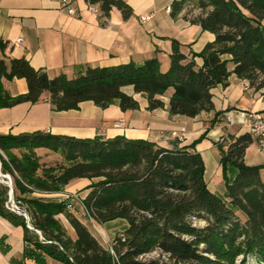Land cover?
I'll use <instances>...</instances> for the list:
<instances>
[{"label": "trees", "instance_id": "1", "mask_svg": "<svg viewBox=\"0 0 264 264\" xmlns=\"http://www.w3.org/2000/svg\"><path fill=\"white\" fill-rule=\"evenodd\" d=\"M89 2L100 4L104 15L113 7L124 18L133 14L124 0ZM189 6L202 9L203 14L191 20L214 33L215 39L191 57L174 40L168 70L152 57L141 63L88 66L72 78L65 73L51 77L23 56L1 58L0 108L35 103L48 92L59 111L77 109L86 100L102 108L118 101L122 110H133L140 107L139 101L124 91L133 86L147 95L150 110L164 107L160 96L173 88L170 114L195 117L214 109L212 89L227 85L233 73L256 90L264 89V0H174L172 16ZM196 57L203 59L202 66ZM16 78L27 80V93L14 96L5 89L3 80ZM205 136L188 146L167 148L123 135L78 138L42 130L0 134V148L8 156L3 169L12 175L14 193L26 204L34 229L24 216L6 209L9 187L2 184L0 216L24 228L26 255L60 264H264V166L245 160L254 137L249 132L230 134L218 143L226 188L218 194L210 190L205 159L195 149ZM40 147L60 153L63 161L41 165L36 152ZM14 149L22 150L21 156ZM79 178L93 180L83 199L89 218L98 224L127 222L110 247L73 213L68 199L37 195L61 192ZM62 214L75 238L59 218ZM157 249L168 259L141 258Z\"/></svg>", "mask_w": 264, "mask_h": 264}, {"label": "crops", "instance_id": "2", "mask_svg": "<svg viewBox=\"0 0 264 264\" xmlns=\"http://www.w3.org/2000/svg\"><path fill=\"white\" fill-rule=\"evenodd\" d=\"M124 1L133 9L129 18H124L117 7H113L109 15H104L98 3L96 7L100 12H93L89 0H76L75 14L68 13L62 0H0V59L9 61L23 56L33 67L46 71L51 77L65 73L72 78L88 66H113L130 61L141 63L152 57H157L161 69L166 71L170 67L174 40L179 42L181 51L191 57L193 52H201L215 39L214 33L191 20L203 14L200 8L189 6L173 17L171 7L174 0ZM145 15H152V18L142 22L141 16ZM262 23L264 26V20ZM20 37L23 42L16 46L14 42ZM195 60L198 66L204 63L201 57ZM234 66L229 63L231 70ZM3 83L14 96L28 92L25 78L4 79ZM248 83L233 73L227 85L218 84L212 89L214 109L204 110L195 117L170 114L173 88L160 96L164 107L154 110L149 109L147 95L137 93L133 86L124 87L125 92L139 101L140 107L133 110H122L118 101L102 108L94 101L86 100L77 109L59 111L53 108L49 93L45 92L35 103L22 102L0 108V134L18 135L42 130L78 138L123 135L148 139L167 148H179L191 145L206 133L195 149L205 159V177L210 190L224 194L226 188L218 143L223 136L248 132L240 124L228 126L226 115L232 113L240 117L241 110L264 111V89L256 90L251 85L246 88ZM120 120H124L125 125L116 127ZM174 132H180L183 140ZM258 146L254 137L245 160L250 165L264 166V155ZM36 152L41 162L47 165L62 159L60 153L45 147L37 148ZM261 174L264 176V168ZM90 183L88 178L74 179L61 192L37 195L62 200ZM0 264L60 262L49 257L26 255L24 228L0 216Z\"/></svg>", "mask_w": 264, "mask_h": 264}, {"label": "rangeland", "instance_id": "3", "mask_svg": "<svg viewBox=\"0 0 264 264\" xmlns=\"http://www.w3.org/2000/svg\"><path fill=\"white\" fill-rule=\"evenodd\" d=\"M220 140H221L220 142H225V136H223V138ZM12 152L18 156H21L23 151L20 149H14ZM0 157L2 160V172L4 174H9L8 172H5L3 169V160H4V158H8L7 154L4 152L3 155H0ZM39 160H40V157H39ZM62 161H63V159H61L60 162H62ZM58 162L59 161L53 162L49 165H55ZM40 163H41V165H47L46 163H42L41 160H40ZM11 178L13 180L12 175H11ZM90 181L92 182L93 180H90ZM0 184L9 187L8 199L5 202L6 209H8L11 212L16 213L18 215L24 216L25 219L28 221V218L23 214V213H26L29 215V213L26 210V204L24 202H22L20 200V198L15 195V193H13V202H15V204L19 207L18 208L19 212L13 211L8 207V204L11 207V205H10L11 204L10 191H11V188H14V181H13L12 186L10 187L7 183H5L4 178L2 176H0ZM87 187L88 186L77 189L75 191L74 195H71V196L66 198V199L70 200L69 204L71 205V207H69V208L73 211V213L76 216H78L89 227L91 232L98 238V240L103 245L110 247L113 244V240H114V237L116 236V234L123 232L124 229L127 227V222L124 219H116V220H112L109 223L98 224L94 219L89 218L86 214V211H85V208L83 205V199L85 198L86 193L88 191ZM29 218H30V216H29ZM59 218L61 219L62 223L67 228L69 234L72 237H76V233H75L73 227L71 226V224L69 223V221L67 220V218L63 214L59 215ZM196 222L199 225H205V221H196ZM38 234H40V233L38 232ZM40 238H41V240H43L41 234H40ZM146 257H147V259H152V258L168 259L167 254L162 253L161 251H158V252L154 251Z\"/></svg>", "mask_w": 264, "mask_h": 264}, {"label": "built area", "instance_id": "4", "mask_svg": "<svg viewBox=\"0 0 264 264\" xmlns=\"http://www.w3.org/2000/svg\"><path fill=\"white\" fill-rule=\"evenodd\" d=\"M75 1L76 0H62V4L66 7L69 14H75L77 11L76 7L74 6ZM90 9L96 13L100 12L99 7H96V4L94 3H90ZM151 18H152V15L141 16V21L146 22L150 20ZM22 42H23V38L20 37L14 43L16 46H18ZM249 87H250V83L246 85V88H249ZM239 115L240 117L237 115H233L232 113H228L226 115V124L228 126H234L236 124H240L244 129H246L249 133H251L253 137H256L258 140V145H259L258 149L260 153L264 155V111L241 110L239 111ZM124 125H125L124 120H120L119 122L115 124L116 127H123ZM183 131L184 129L182 130V132ZM174 135H176L178 139L183 140V135L180 132H174ZM3 153H4L3 150L0 148V155H3ZM0 176L4 178L5 183H7L10 187L12 186L13 180L11 178V175L4 174L2 172L1 157H0ZM10 201H11V204H10L11 207L9 206V204H8V207L13 211H18L19 207L15 204V202H13V195L11 191H10ZM69 207H71V205H69ZM23 214L28 218V221H30L29 215L26 213H23ZM158 251H161V250L159 249L155 250V252H158ZM148 255H150V253L142 255L141 258L147 259L146 256Z\"/></svg>", "mask_w": 264, "mask_h": 264}, {"label": "water", "instance_id": "5", "mask_svg": "<svg viewBox=\"0 0 264 264\" xmlns=\"http://www.w3.org/2000/svg\"><path fill=\"white\" fill-rule=\"evenodd\" d=\"M11 193H12V195H13V193H14V188H11ZM68 203H70V200H68ZM28 222V226L31 228V229H34V227L31 225V222L30 221H27ZM40 234H41V232L40 231H38ZM41 236H42V234H41ZM43 237V236H42Z\"/></svg>", "mask_w": 264, "mask_h": 264}]
</instances>
